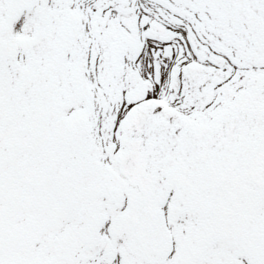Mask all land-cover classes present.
<instances>
[{
  "label": "snow or ice",
  "instance_id": "obj_1",
  "mask_svg": "<svg viewBox=\"0 0 264 264\" xmlns=\"http://www.w3.org/2000/svg\"><path fill=\"white\" fill-rule=\"evenodd\" d=\"M0 264H264V0H0Z\"/></svg>",
  "mask_w": 264,
  "mask_h": 264
}]
</instances>
